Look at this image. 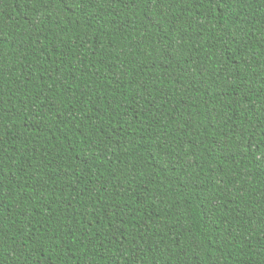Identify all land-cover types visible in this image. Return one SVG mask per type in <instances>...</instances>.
<instances>
[{"label":"trees","instance_id":"1","mask_svg":"<svg viewBox=\"0 0 264 264\" xmlns=\"http://www.w3.org/2000/svg\"><path fill=\"white\" fill-rule=\"evenodd\" d=\"M0 264H264V0H0Z\"/></svg>","mask_w":264,"mask_h":264}]
</instances>
